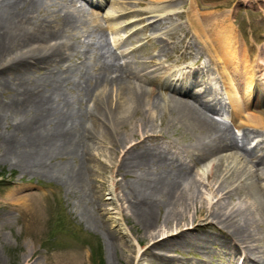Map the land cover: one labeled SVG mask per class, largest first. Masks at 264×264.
<instances>
[{
  "label": "bare ground",
  "instance_id": "6f19581e",
  "mask_svg": "<svg viewBox=\"0 0 264 264\" xmlns=\"http://www.w3.org/2000/svg\"><path fill=\"white\" fill-rule=\"evenodd\" d=\"M131 1L107 0L112 8L124 2L125 9ZM76 3L0 0V90L13 91L10 100L0 102V121L10 119L7 125L14 127L2 138L0 161L84 190L92 175L87 164L92 148L85 137L100 139L114 152L107 165L110 175L126 179L113 182L122 191L121 218L128 222L132 216L143 231H134L139 247L132 250L124 236L105 230L107 251L120 252L117 262L108 258V264H182L170 252L195 250L206 257L213 244H222L230 264H264V34L252 47L237 36L228 14L215 19V13H208L209 19L198 11L204 16L198 20L187 9L177 13L187 20L182 37L166 31L170 43L158 39L151 49L155 54L136 70L128 61L118 63L107 45V28L97 18L81 42L75 35L81 19L67 8ZM188 4L195 6V0ZM257 5L264 8V0ZM134 13L143 32L153 36L165 27L164 20H171L162 6ZM161 56L167 64L158 60ZM177 61L176 74H167ZM147 68L168 79L161 88L169 92L157 91L155 77L144 75L149 86L135 81ZM213 78L229 106L222 104ZM228 110L241 136L210 114ZM153 114L165 121L159 131H149ZM148 133L155 134L145 137ZM252 135L259 139L247 148ZM145 138H154L153 143L146 144ZM202 164L207 185L216 184L220 198L188 217L186 206L197 186L193 168ZM207 227L215 228V236L204 231Z\"/></svg>",
  "mask_w": 264,
  "mask_h": 264
},
{
  "label": "rangeland",
  "instance_id": "374dc122",
  "mask_svg": "<svg viewBox=\"0 0 264 264\" xmlns=\"http://www.w3.org/2000/svg\"><path fill=\"white\" fill-rule=\"evenodd\" d=\"M258 1L195 0V6H192L188 4L189 0H176L171 5L165 1L138 3L141 0H132L129 8L125 9L127 4L124 2H117L115 8H112L107 0H77L76 7L73 5L67 8L77 11L75 14L81 19L75 34L79 35L81 42L87 41V36L91 34L95 23L93 19L97 18V23L107 28V45L116 55L118 63L128 61L138 70L139 64L155 54L156 51L151 49L153 44H158V39L170 43L166 31H176L182 37L183 32L188 29L187 20L185 16L177 13L187 9H192L191 14L196 13L195 18L198 20L204 18L198 15V11L206 12L209 19L210 14H216L215 19H225L228 14L237 36L250 42L252 47L258 45L254 41L264 34V8L258 7ZM159 6L164 7V10L171 14V20H164L165 27L155 32L156 36H153L150 32H143L142 24L138 20L140 16L134 11ZM92 12L95 17L90 15ZM134 33L136 34L129 38ZM168 54L174 59L178 56L174 50H170ZM158 60L164 65L167 64L163 56ZM73 63L78 64L79 61ZM177 69L179 70L178 61L165 71L167 74H173ZM144 75L146 78L157 79L156 86L159 93L169 92L161 88V84L168 79L160 77L157 71L151 72V68L141 71L135 81L149 86V82L143 81ZM213 84L217 88L220 87L218 82L213 81ZM12 93L10 88L0 90V102L10 100L9 96H12ZM112 98L115 99L114 91ZM210 114L219 118L215 113ZM152 116L154 119L151 121L149 131H159L164 128L165 121L156 118L155 114ZM9 120L7 124L10 123ZM7 124L0 121V147L2 138L14 128ZM121 131L123 134V130ZM235 132L239 133V131ZM153 134L155 133L144 136L153 137ZM166 134L171 136V131ZM89 139L85 137V141L91 144L92 148V159L87 163L92 175L84 190L74 189L66 184V180L44 177L42 174L33 175L21 171L9 161H0V264H108V258L116 263L120 252L117 251L113 255L106 248L104 231L108 228L114 235L124 236L130 244V249L139 247L135 241L134 231L141 235L143 232L141 226L132 216H129L128 222L122 220L120 214L121 209L124 208L121 200L122 191L113 186L114 181L123 183L126 179L122 180L121 175L112 177L111 167L107 169L114 152L108 143L100 142V139ZM151 139L154 138H145L146 144L153 143ZM256 140L257 138L249 140L250 144L247 143L246 146L251 148ZM164 141L165 139H155L154 143L163 144ZM181 156L184 157V154L181 153ZM193 171L197 186L192 189V199L186 206L188 217H191L199 206L210 209L211 205L216 204L220 198V194L215 191L216 184L212 188L211 185H207V180L210 179L206 177V165L194 167ZM93 221L96 223L93 224ZM131 225L134 227L132 231L129 230ZM199 231L201 230H193L192 233ZM204 231L215 236L216 230L213 227H207ZM141 244H144V240L140 242ZM211 250L212 253L206 257L195 250L184 249L170 252V255L182 264H230L227 255L223 253L225 248L222 244L218 246L213 244ZM143 257L146 258V255Z\"/></svg>",
  "mask_w": 264,
  "mask_h": 264
}]
</instances>
